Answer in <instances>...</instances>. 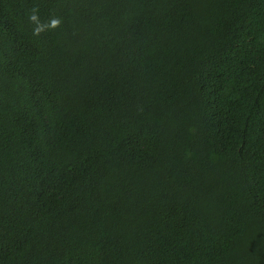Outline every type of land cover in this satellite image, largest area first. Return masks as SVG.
<instances>
[{"label":"trees","instance_id":"1","mask_svg":"<svg viewBox=\"0 0 264 264\" xmlns=\"http://www.w3.org/2000/svg\"><path fill=\"white\" fill-rule=\"evenodd\" d=\"M0 264H264V0H0Z\"/></svg>","mask_w":264,"mask_h":264},{"label":"clouds","instance_id":"2","mask_svg":"<svg viewBox=\"0 0 264 264\" xmlns=\"http://www.w3.org/2000/svg\"><path fill=\"white\" fill-rule=\"evenodd\" d=\"M32 19L35 20L36 17L33 16ZM58 23H59V21H57V20H53L51 26H52V27H55ZM38 32H39V29L37 30V34H38Z\"/></svg>","mask_w":264,"mask_h":264}]
</instances>
